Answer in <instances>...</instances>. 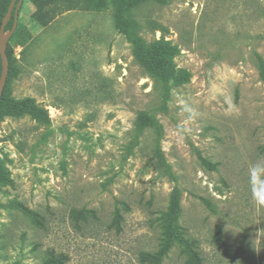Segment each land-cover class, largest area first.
<instances>
[{
    "label": "rangeland",
    "instance_id": "374dc122",
    "mask_svg": "<svg viewBox=\"0 0 264 264\" xmlns=\"http://www.w3.org/2000/svg\"><path fill=\"white\" fill-rule=\"evenodd\" d=\"M126 1L18 9L1 97L35 111L0 107V264H185L177 237L264 264V0Z\"/></svg>",
    "mask_w": 264,
    "mask_h": 264
},
{
    "label": "trees",
    "instance_id": "16d2710c",
    "mask_svg": "<svg viewBox=\"0 0 264 264\" xmlns=\"http://www.w3.org/2000/svg\"><path fill=\"white\" fill-rule=\"evenodd\" d=\"M30 1L32 2L34 7L36 8V11L33 13V18L35 20H41V18H40L41 12L43 11V9L45 7H48L51 5H56V4L58 5L59 1H66V0H30ZM68 1L72 2V0H68ZM142 1H144V0H127L126 1L127 4L124 7L126 8V10L130 11L133 6L137 5L138 3L142 2ZM10 2H11V0H7L5 7L3 8L2 12L0 13V25H1V22H2L4 16L7 12V9H8ZM64 11H68V9H64L62 12H64ZM56 15L57 14H55L54 16L56 17ZM13 20L14 19H13V15H12L10 21L5 26V32H8L12 29ZM51 20H53V17H47V19H45L43 24H45ZM133 24H135V23L131 17L130 19H128V21L126 23V28H128V29L131 28L133 26ZM125 31L128 32L127 29ZM133 44L135 47L134 52H135L136 56L139 57L141 55V51L143 48L140 39L134 38ZM6 56H7V59L9 60L10 55H9L8 48H6ZM259 68L261 70L262 77L264 78V66L260 65ZM0 74H1V60H0ZM0 107L5 108L9 111H13V112H19V111L23 110L24 108L30 112L35 111V108L32 105V103H30V101H26L25 103L18 104V103L9 101V100H4L2 97L0 98ZM203 203L210 210L214 211V208L209 203V201L203 199ZM69 216L74 221L75 225H79V222H88L89 218H96L94 211L85 210V209H81V210H75V209L73 210L72 209L70 211ZM118 218H119V216H118V214H116V216L114 217V221L112 223V225L115 227H118V221H117ZM35 219H36L35 223L39 224L40 222L38 220H40L41 218L38 219V216L36 215ZM176 240L182 249V253L187 258L185 264H202V259L200 257L199 252L196 249L198 247L193 241L185 240L182 237H177ZM140 263L141 264H161L162 263V254L161 253H142L140 255Z\"/></svg>",
    "mask_w": 264,
    "mask_h": 264
},
{
    "label": "water",
    "instance_id": "95a60500",
    "mask_svg": "<svg viewBox=\"0 0 264 264\" xmlns=\"http://www.w3.org/2000/svg\"><path fill=\"white\" fill-rule=\"evenodd\" d=\"M23 0H11L7 12L0 25V60H1V74H0V97L4 89L7 75H8V59L6 56V46L9 37L12 35L16 28L18 9ZM17 2V3H16ZM16 4V5H15ZM13 15L12 29L6 34L5 26Z\"/></svg>",
    "mask_w": 264,
    "mask_h": 264
}]
</instances>
